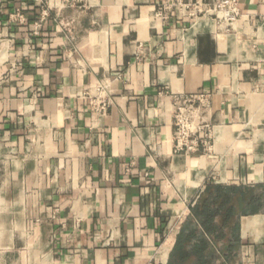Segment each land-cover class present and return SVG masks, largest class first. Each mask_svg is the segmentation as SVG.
Returning <instances> with one entry per match:
<instances>
[{
  "label": "crops",
  "instance_id": "obj_1",
  "mask_svg": "<svg viewBox=\"0 0 264 264\" xmlns=\"http://www.w3.org/2000/svg\"><path fill=\"white\" fill-rule=\"evenodd\" d=\"M172 1L0 0V264H264V6ZM191 94L208 149L176 154Z\"/></svg>",
  "mask_w": 264,
  "mask_h": 264
},
{
  "label": "built area",
  "instance_id": "obj_2",
  "mask_svg": "<svg viewBox=\"0 0 264 264\" xmlns=\"http://www.w3.org/2000/svg\"><path fill=\"white\" fill-rule=\"evenodd\" d=\"M259 2L264 6V0ZM200 6H203L204 10H200ZM177 7H194L195 11L211 13L218 22L228 28L244 16L240 9V0H197L195 4L190 1L186 4L172 1L163 4L157 15L166 19L167 16H162V13H168ZM88 98L91 112L99 116L105 115L112 104L103 86H98L94 95H88ZM208 105L209 96L205 94L184 95L174 99L173 145L176 154H193L201 148L204 151L208 149L209 130L202 120Z\"/></svg>",
  "mask_w": 264,
  "mask_h": 264
},
{
  "label": "trees",
  "instance_id": "obj_3",
  "mask_svg": "<svg viewBox=\"0 0 264 264\" xmlns=\"http://www.w3.org/2000/svg\"><path fill=\"white\" fill-rule=\"evenodd\" d=\"M206 227H207V228H206L207 230H211V229H212V226H211L210 224H208V225L206 224ZM210 228H211V229H210Z\"/></svg>",
  "mask_w": 264,
  "mask_h": 264
}]
</instances>
